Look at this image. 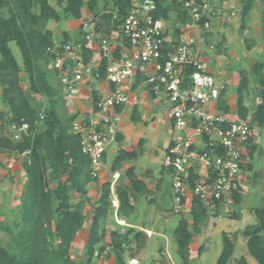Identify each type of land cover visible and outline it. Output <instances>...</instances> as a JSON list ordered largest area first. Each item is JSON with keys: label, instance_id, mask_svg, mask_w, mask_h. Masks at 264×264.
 <instances>
[{"label": "rangeland", "instance_id": "1", "mask_svg": "<svg viewBox=\"0 0 264 264\" xmlns=\"http://www.w3.org/2000/svg\"><path fill=\"white\" fill-rule=\"evenodd\" d=\"M48 1L56 10L59 20L57 22L49 21L44 25V29H49L52 33L54 31V33L58 34L59 36L56 35V37L58 36L59 40H61L60 43H62L63 37L67 33L65 31V25L68 24L67 27L74 28L77 27V23L69 24V22H74L75 19L64 14L63 8L65 7V2L57 5L55 0ZM93 1L95 2L94 9L93 11L89 10L91 15L88 13L86 18L80 21V23H83L81 24V32L83 31V33L85 32L91 35L94 33V28L100 16L111 13L113 17L112 22L119 20L115 10V0ZM226 1L210 0V5L218 14V17L213 21V26L217 23L215 24L216 32L213 36L216 35L218 39L222 37L219 43L216 39L215 42L212 40L214 42L211 48L212 53H218L219 58L227 63V67L225 68L223 63L218 67L217 63L215 65L213 62L206 65V67L213 69L217 81L221 79L218 76L220 70L230 74V82L227 83V90L225 89V92L230 95V105L232 107H236V88L240 82V73H245L248 79V91L245 94L244 105L249 110L248 118L251 120V116L256 108L255 105H258L254 101L258 92V81L252 73V65L264 63V42L258 36L260 32L255 31L253 27L260 26L261 28L264 0H256L253 3L252 9L247 13L243 23L240 1L231 0V5L229 3L230 1L225 3ZM85 8L88 9L87 6ZM86 9L85 11H87ZM3 13L5 14L7 11L4 10ZM34 13H37V11H34ZM231 13H234V16H231ZM174 15L173 12H170L168 15L169 20L166 21V27L170 31L175 27V20H172ZM247 28L251 31H247ZM108 31L109 34L104 36L105 39L110 38V36H116L117 31H113L112 23L109 24ZM198 31L201 32L200 30ZM78 32V29L69 30L68 34L72 41H68L66 44H77V40L80 39ZM210 33H207V35ZM97 38L98 40L101 39L100 36ZM202 40L201 43L203 45L201 44L202 48L200 49H208L206 47L209 46L207 44L208 41ZM224 40H226V43H223ZM58 43L56 42L55 48L60 45ZM9 48L17 62L21 64L20 53L16 45L11 42L9 43ZM67 56L68 59L66 62L71 61L72 63L74 58L77 60L80 58L79 51L75 52V54H67ZM235 59L238 60L236 61ZM261 72L264 75V69ZM20 76L22 79V89L30 99V105L34 109L41 111L38 117L40 120L36 122L37 131L41 133L45 129L44 120L47 114L44 98L42 95L28 93V74L24 69L21 71ZM217 85L220 86L218 83ZM54 86L59 87L60 85L55 83ZM79 90L71 101L63 100L61 110H59L62 120H65L71 115L76 118L77 114H79V111L76 109L77 104H79ZM141 91L143 89L140 87L138 92ZM83 96L86 97V93H83ZM84 97H81L82 100L80 99L82 104H85L87 101ZM155 109L158 115L152 121L148 120V118L146 119L147 121L142 120L139 123L132 122L129 119L125 120L133 129H131V132L122 136L124 141L117 142L116 140V142L110 145L103 162L105 167H102L101 172L97 176L94 177L91 175L92 179L95 178L96 180H92L86 185V195L70 194L68 205L75 208L79 204L84 217L83 228L76 234L68 250L71 261L73 264H114L113 254L108 253L111 251L110 248H107L100 257L94 256L89 261L85 255L87 232L93 210L100 195L101 185L110 183L111 199L114 197L113 191L115 187H123L130 195L129 202L133 207L135 206L137 208L136 212H129L128 217L123 219L125 220L123 221L124 223H121L122 219L118 215L117 209L111 203L105 226L107 236L111 231L120 232L121 240L126 236L127 243L123 245V258L126 264L131 260H135L139 264H184L179 255L178 242L174 237V231L181 220L187 222L188 230L191 233L187 256L188 261L191 255L195 256L191 260L192 264H216L222 252V235H227L234 244L233 254L228 261L229 264H235L241 256L245 258L248 264H257L254 258L247 252V240L244 238L243 233L252 227V225L256 226L257 224V219L253 213L254 210L264 208V125L259 127L257 123L251 120L254 128V138L251 146H256L257 151L253 154L252 159H249L250 151L246 153L247 155L245 154L246 157L243 160L244 168L239 173V177L243 183L241 193L238 194L240 199L239 204L234 203L232 196L228 198L230 199L229 201H223L218 206L206 205L200 201L206 208L207 215L204 221L195 229L193 228L192 217L189 211L192 199L197 197L193 192L188 190L186 196H184L183 203L186 207L182 213L174 214L172 211V200L170 196L171 178L163 167L166 148L172 139V133L169 129H166L167 126L164 123L167 120L166 114H163L161 108ZM85 112L86 110L84 109L83 113ZM126 114H130V109H126ZM10 118V108L4 101L0 88V138H6L12 144H16L20 140L16 141L12 139L10 129L14 123H8ZM149 122H155L157 125L151 132L145 130V133L141 135L138 131L145 129ZM134 128H137V130L134 131ZM120 131L121 133H125L122 129ZM143 135H145L144 139ZM140 142L142 143L141 146H139ZM122 149L135 152L136 158L120 164L117 171L120 176L115 183H112L111 175L114 172L110 168L113 160ZM26 155L17 154L15 151L0 149V250L6 251L10 256H14L15 260L21 257L20 254L24 246V243L22 244L19 241V236L25 228L22 221V195L26 182V175L23 171ZM249 164L252 165L251 171H248ZM128 168L133 169L136 179L145 183L143 184L146 188L141 194L132 191L129 181L125 177V172ZM61 180L64 181L65 177H62ZM49 187H53V184ZM26 224L29 225L28 223ZM129 231H132V234L127 236L126 234ZM136 234H139L138 239H135ZM48 241L51 247L56 248L58 245V240L55 237ZM164 241H170L171 246L167 248V252H164L162 249ZM102 243L103 245H108V237ZM201 251L203 252L200 260H198L197 257ZM107 254H109L108 258H106ZM133 257H136L139 261Z\"/></svg>", "mask_w": 264, "mask_h": 264}, {"label": "trees", "instance_id": "2", "mask_svg": "<svg viewBox=\"0 0 264 264\" xmlns=\"http://www.w3.org/2000/svg\"><path fill=\"white\" fill-rule=\"evenodd\" d=\"M194 1L200 2V0ZM55 2L57 5L65 2L64 14L75 20L81 18V9L85 5L90 11H93L95 6L93 0H55ZM254 2L255 0H240L242 23ZM132 3L133 0H115V10L119 20L112 22L111 13L100 16L93 35L104 38L109 34L110 23H112L113 31H118L121 20L132 9ZM4 10L7 13L4 14ZM169 12H173L181 24L191 23L190 17L182 8V1L155 0V10L151 13L153 19L166 22ZM58 20L56 10L48 0H0V88L2 97L10 108L11 118L8 123L18 125L25 123L29 126V136L23 135L20 142L16 144H12L6 138H0V149L15 151L17 154H24L28 151L23 164L26 182L22 195V221L25 228L19 236V241L24 243V246L18 260L6 251L0 250V264H73L68 250L76 234L83 228L84 217L79 204L75 208L68 205L70 194L86 195V185L96 180L91 177L89 160L80 151L79 138L69 131L74 116H68L65 120H62L60 116L59 110L64 102L63 91L58 74L51 68V64L57 54L60 56L63 50L55 49L52 31L44 29V25L49 21L57 22ZM87 34L82 31L80 42H78L81 45L79 56L85 64L92 61V53L86 48L85 36ZM178 35L179 31L174 30L171 38H177ZM260 36L264 42V12ZM11 42L19 50L21 64L17 62L9 48ZM66 43H68V37L65 34L63 42L58 46L61 47ZM70 63L71 61L66 64ZM105 66L106 61L103 60L100 67L101 74ZM23 69L28 74V93L42 95L47 108L44 120L45 129L41 133L37 131L36 126V122L40 120L38 117L41 111L30 105V99L21 86L20 74ZM263 69L264 63L252 65V73L258 81L256 96L260 103L256 106L251 120L259 127L264 125V75L261 72ZM193 70L191 66L185 68L184 76L187 81ZM138 82L140 79L137 78ZM55 83L60 86L55 87ZM247 86L248 79L245 73L241 72L240 82L236 88V111L242 119L249 115V110L244 105ZM224 96L225 91L221 93V97ZM92 98L94 100L96 98L94 92ZM218 109L228 112L229 107L225 101L221 100L218 103ZM131 120L132 122L137 121L136 109L132 111ZM117 141H120L119 136H117ZM141 145L140 142L139 146ZM256 151V146H251L249 159L253 158ZM135 158V152L120 150L110 169L112 172H117L121 163ZM104 160L105 156L103 162ZM251 170L252 165L249 164L248 171ZM62 177H65L64 181L61 180ZM125 177L135 193L141 194L145 190V185L136 179L132 168L126 170ZM51 184L53 187L50 188ZM113 193L119 205L118 215L120 218H127L128 213L133 212V207L129 202V193L120 186L115 187ZM111 200L110 183H104L101 185L100 195L89 224L85 255L89 261L94 256L100 257L107 248H110L111 251L108 253L113 254L114 264H126L123 258V245L127 243L126 236L121 240L120 232L111 231L108 236L106 234L105 226ZM233 200L235 204L240 202L236 195L233 196ZM216 205L219 204L216 203ZM189 211L193 228L197 229L207 215L206 208L197 197H194ZM253 213L257 224L244 231L243 236L247 240L248 254L257 264H264V237L259 235L264 232V209H256ZM130 234L132 231L126 235ZM138 236L139 234H136L135 239H138ZM54 237L58 240L56 248L51 247L48 241ZM107 237L108 245H103L102 241H105ZM174 237L178 242V251L183 263L188 264L187 250L191 233L186 221L181 220L178 223ZM98 245L100 246L97 247ZM222 245V252L216 264H227L233 254L234 244L227 235H222ZM108 257L109 254L106 255V258ZM235 264L248 263L244 257H240Z\"/></svg>", "mask_w": 264, "mask_h": 264}, {"label": "built area", "instance_id": "3", "mask_svg": "<svg viewBox=\"0 0 264 264\" xmlns=\"http://www.w3.org/2000/svg\"><path fill=\"white\" fill-rule=\"evenodd\" d=\"M182 8L202 34L211 32L218 14L210 0H182ZM154 10L155 0H133L116 36L97 40L96 60L85 64L81 58H74L73 63L66 64L67 54L80 53L81 45L65 44L55 48L63 52L57 54L51 68L58 74L65 100L71 101L81 87L106 84L105 90H88L87 110L75 116L69 130L79 138L80 151L89 160L94 177L101 172L103 157L117 140L121 110L129 104L136 79L141 77L151 96L166 101L173 139L166 148L163 167L171 178L172 211L180 214L185 210L183 198L188 190L206 205L221 204L241 193L239 173L253 143L254 128L251 120L239 118L236 110L218 109L219 101H226L221 97L225 87L216 84L198 58L196 38L186 31L177 38H167L165 22L151 16ZM91 39V34L85 36L86 42ZM103 60L106 66L101 74ZM187 66L194 68L188 81L184 76ZM254 101L260 103L257 97ZM10 130L16 141L29 136L25 123H14ZM111 177L115 183L119 174ZM111 203L118 209L115 196ZM128 264L139 263L131 260Z\"/></svg>", "mask_w": 264, "mask_h": 264}, {"label": "crops", "instance_id": "4", "mask_svg": "<svg viewBox=\"0 0 264 264\" xmlns=\"http://www.w3.org/2000/svg\"><path fill=\"white\" fill-rule=\"evenodd\" d=\"M180 1H182V0H180ZM230 1V2H229ZM238 1V0H237ZM240 1V0H239ZM223 2V1H222ZM227 2H229L230 3V5L232 4L231 3V0H227L225 3H227ZM239 4V3H238ZM86 6V5H85ZM85 6L81 9V18L79 19V20H75L74 22H69V24H74V23H77V27H67L68 26V24L67 25H65L66 27V34H67V37H68V41H72L71 40V38L69 37V34H68V31L69 30H75V29H78L79 30V35H80V39H81V34H82V32H81V27H82V25L81 24H83L82 22L80 23V21L81 20H83L84 18H86V15L89 13L90 15H91V12L89 11V9H86L85 8ZM85 9L87 10V11H85ZM170 13V12H169ZM168 20H169V17H168ZM172 20H175V27H174V29H171V31H170V29H168L167 27H166V29H167V38H171V34L173 35V32H174V30H178L179 31V34H180V32H183V31H186V32H191V34H193V36L196 38V41H197V43H196V49L197 48H202L201 47V39H203L202 41H205V40H207L208 41V45L209 46H206V47H208V49H206V48H204V49H197V50H199V52H198V58L200 59V61H201V63L203 64V65H205V68H206V71L208 72V73H210L213 77H214V79H215V82H216V84L218 83L220 86H224L225 87V89L227 90V83H229L230 82V74H228L227 72H225V71H222V70H220L219 71V74H218V76H220V78L221 79H219V81H221V82H219V81H217L216 80V77L214 76V71H213V69L212 68H207L206 67V65H209V63H211V62H213V63H215V65H216V63H217V66L219 67V65L221 64V63H223L224 64V66H225V68L227 67V63L226 62H224L222 59H220L219 58V54L217 53V54H215V53H212V47H213V45H212V43H214L215 42V39L217 40V42L219 43L220 41H221V39H222V37L220 38V39H218L217 37H216V35H214L213 36V34L216 32L215 31V27H216V25L215 24H217V23H215L214 24V26H212L213 28H212V30H211V33L209 34V35H207V34H205V35H201V32H199L193 25H192V22L191 23H189V24H181V22H179L177 19H176V16L174 15V17H173V19ZM224 22V21H223ZM165 24H166V22H165ZM253 29L256 31L257 30V32L259 33L260 32V26H257V27H253ZM247 31H251L250 29L248 30V28H247ZM64 33V32H63ZM53 39H54V42H55V44H56V42L58 43V44H60V42H61V40H59V38H58V34H56V33H54V31H53ZM65 34V33H64ZM56 35H58L57 37H56ZM63 35V34H62ZM97 35H92V39H91V41H89V42H87L86 43V47L91 51V53H92V60H96L97 59V51H98V47H97V40H98V36L96 37ZM258 36H260V35H258ZM261 37V36H260ZM80 39L79 40H77L78 42H80ZM212 40L214 41V42H212ZM77 41H76V43H77ZM256 41H257V39H256ZM223 43H226V40H224L223 41ZM203 45V44H202ZM257 47H258V45H256ZM211 49V50H210ZM236 61L238 60V59H235ZM220 61V62H219ZM138 79H140L141 80V77H138ZM142 88L143 89V91H141V92H138V89L139 88ZM87 88H89V89H92L93 90V88H100L101 90H105L106 89V84L105 83H92V84H90L88 87H86V86H84V87H81L80 88V90H79V104H77V107H76V109H77V111H79V113L80 112H82L84 109L85 110H87V106H88V100H87V97H88V95H89V89L87 90ZM230 91V90H229ZM83 93H86V97H84L83 96ZM230 95H229V93H227L226 94V92H225V99H226V104H227V106L229 107V110H236V107H232L231 105H230V97H229ZM77 97V96H76ZM84 97V98H86V102H85V104H82L81 103V100H82V98ZM232 97V96H231ZM255 97H257V96H255ZM81 99V100H80ZM76 105V104H75ZM79 105V106H78ZM255 106H257V105H255ZM155 108H161L162 109V112H163V114L165 115L166 114V118H167V120H165V125L167 126V130L169 129L170 131H171V133H172V128H171V123H170V120H169V118H168V105H167V103H166V101H164V99L162 98V97H157V98H154L153 96H151L149 93H148V90H147V88H145V85L144 84H142L141 83V81L140 82H138L137 83V79H136V82H135V84H133V87H132V90H131V92H130V101H129V104L127 105V106H125L122 110H121V114H120V127H119V131H120V129H122V131L124 130L125 131V133H121V131L119 132V134H118V136L120 137V141H117V142H122V141H124L123 140V135L124 134H126V133H129V132H131V129H133L131 126H130V124H127L126 122H125V120H127V119H129V120H131V115H132V111L134 110V109H136V112H137V121L135 122V123H139L140 121H142V120H146L147 118H148V120H150V121H152L154 118H155V116H157L158 114H157V110L155 109ZM234 108V109H233ZM126 109H130V114L129 115H127L126 114ZM147 121V120H146ZM124 122H125V124H124ZM157 124L155 123V122H149V124L145 127V129H143V130H141V131H138L141 135L142 134H144L145 133V130H149L150 132H151V130H153V128L156 126ZM137 130V128L135 129L134 128V131H136ZM127 136V135H126ZM144 137H145V135H143V139H144ZM125 139V138H124ZM172 139H173V134H172ZM171 139V140H172ZM171 140L169 141V143L171 142ZM168 143V144H169ZM167 147H168V145H167ZM122 150H124V149H122ZM124 151H127V150H124ZM130 152V151H129ZM105 167V166H104ZM103 167V168H104ZM114 173H118V172H114ZM119 174V173H118ZM119 176H120V174H119ZM141 181V180H140ZM142 183H144L143 181H141ZM145 184V183H144ZM131 204V203H130ZM132 205V204H131ZM132 207H133V205H132ZM186 207V206H185ZM134 209H133V212H136V210H137V208L134 206L133 207ZM261 209H264V208H261ZM122 220H121V223H124L123 221H125V220H123V219H125V218H121ZM257 223V222H256ZM252 226H254V225H252ZM146 232H148L147 230H146ZM260 236H262V237H264V232H261L260 234H259ZM169 242V243H168ZM169 244V246H167ZM163 251L164 252H167V248H169L171 245H170V241H164L163 242ZM234 251V250H233ZM193 252V251H192ZM202 252L203 251H201V253L199 254V256L197 257L198 258V260H200V258H201V255H202ZM163 255V254H162ZM195 256L194 255H191L190 257H189V261H188V264H192L191 263V260L194 258ZM241 257H243V256H241ZM131 258V257H130ZM133 258H135V259H137L136 257H133ZM138 261H139V259H137ZM237 260V259H236ZM227 264H229V262L227 263ZM234 264V263H233Z\"/></svg>", "mask_w": 264, "mask_h": 264}, {"label": "clouds", "instance_id": "5", "mask_svg": "<svg viewBox=\"0 0 264 264\" xmlns=\"http://www.w3.org/2000/svg\"><path fill=\"white\" fill-rule=\"evenodd\" d=\"M225 91V90H224Z\"/></svg>", "mask_w": 264, "mask_h": 264}]
</instances>
